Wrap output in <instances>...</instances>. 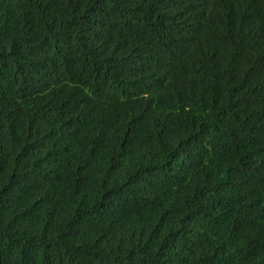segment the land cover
I'll return each instance as SVG.
<instances>
[{
	"label": "trees",
	"instance_id": "trees-1",
	"mask_svg": "<svg viewBox=\"0 0 264 264\" xmlns=\"http://www.w3.org/2000/svg\"><path fill=\"white\" fill-rule=\"evenodd\" d=\"M0 264H264V0H0Z\"/></svg>",
	"mask_w": 264,
	"mask_h": 264
}]
</instances>
